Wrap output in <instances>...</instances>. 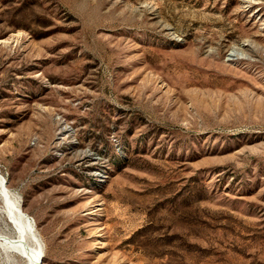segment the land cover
Masks as SVG:
<instances>
[{
	"label": "rangeland",
	"instance_id": "obj_1",
	"mask_svg": "<svg viewBox=\"0 0 264 264\" xmlns=\"http://www.w3.org/2000/svg\"><path fill=\"white\" fill-rule=\"evenodd\" d=\"M0 175L43 264H264V0H0Z\"/></svg>",
	"mask_w": 264,
	"mask_h": 264
},
{
	"label": "bare ground",
	"instance_id": "obj_2",
	"mask_svg": "<svg viewBox=\"0 0 264 264\" xmlns=\"http://www.w3.org/2000/svg\"><path fill=\"white\" fill-rule=\"evenodd\" d=\"M99 176L100 181L107 177L102 173ZM16 195L0 175V249L7 254L6 264H43L42 241ZM11 252L21 259L10 255Z\"/></svg>",
	"mask_w": 264,
	"mask_h": 264
},
{
	"label": "built area",
	"instance_id": "obj_3",
	"mask_svg": "<svg viewBox=\"0 0 264 264\" xmlns=\"http://www.w3.org/2000/svg\"><path fill=\"white\" fill-rule=\"evenodd\" d=\"M60 116H62V119H65L66 120V118L63 115H60ZM68 126H71V125L68 123Z\"/></svg>",
	"mask_w": 264,
	"mask_h": 264
}]
</instances>
